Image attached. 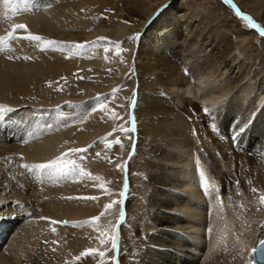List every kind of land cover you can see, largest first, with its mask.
Here are the masks:
<instances>
[{"label": "bare ground", "instance_id": "bare-ground-1", "mask_svg": "<svg viewBox=\"0 0 264 264\" xmlns=\"http://www.w3.org/2000/svg\"><path fill=\"white\" fill-rule=\"evenodd\" d=\"M232 1L247 18L264 22V0ZM104 6L115 17L91 26L94 11ZM176 13L183 24L175 23ZM135 17L136 26L130 24ZM227 18L231 11L216 0H182L180 7L174 0H12L9 6L0 0V37L15 33L0 45V218L6 219L0 232L7 234L0 264H261L264 42ZM29 34L44 39L32 41ZM99 36L123 44L128 61L135 52L138 87L132 153L125 150L118 177L127 193L123 223L115 248L109 239V259L92 263L83 254L101 249L106 201L96 186L110 170L100 160L89 163L92 180L32 166L93 146L116 126L106 112L115 108L111 101L104 106L96 99L115 88L127 68L115 52L121 69L110 82L105 53L89 56L83 47ZM78 72L96 79L79 85L80 92L67 91L65 83ZM251 79L261 95L250 96ZM84 107L93 109L91 116L75 119L73 112ZM198 252L202 263L193 256Z\"/></svg>", "mask_w": 264, "mask_h": 264}, {"label": "rangeland", "instance_id": "rangeland-1", "mask_svg": "<svg viewBox=\"0 0 264 264\" xmlns=\"http://www.w3.org/2000/svg\"><path fill=\"white\" fill-rule=\"evenodd\" d=\"M216 1H218L222 5L226 6L228 8V10L231 11L233 18H227L228 21H231L232 24H233L232 21H234V19H236L237 21H241L245 25V27L248 28L249 31L255 33L264 42V22H261L258 19L255 20L252 17L250 18V16H248V18H247L248 14H246V11L241 8V5L239 4V2H233L232 0H216ZM174 2L176 4H178V7H180L182 0H174ZM166 6H168V5H163L161 8H159L156 11V13L154 14V16H152V18H150L146 22L145 26L149 27L150 25H152L151 23L156 18L159 17L160 13L163 12L164 10H166ZM94 13L97 15V19H95L91 25L94 27L106 26L112 21L113 17H115V12H113L109 7H106V6L102 7V9H100V10L98 9V10L94 11ZM176 14H175V16L178 18V20L175 23L178 25L183 24L185 17L183 18V16H180V14H177V15ZM139 21H140V19L135 17L130 22V24H133L134 26H136ZM186 23H187V21H186ZM190 24H192V23H190ZM194 24H196V23H194ZM184 27L185 26H183L182 31H181L183 33H185L183 30ZM153 32H155V31H153ZM141 33L140 32L137 33L135 35L136 37H134V40H135L134 45L136 47H137V45H139V38L142 37ZM156 34L154 33L152 36H154ZM137 35H138V37H137ZM146 46H148V45H146ZM83 47H84V49H87L86 51L89 52L88 53L89 56L90 55L95 56L97 53H99L101 51H103L105 53L107 60H110L111 65H112L111 67H108L106 70V72H107L106 75H108V77L111 78L110 82L112 80H113L112 82H114V79L112 77H114L113 76V75H115L114 72L117 69L118 70L121 69V66L122 67L124 66L127 68L126 73L122 75V81L120 83H118L115 88H111L110 91H108L104 96H102L101 98L98 97V99H96L98 102H101V104L104 106L112 105L115 107V108H112V109H114L112 112H111V110L110 111L106 110V112L108 111L107 114L111 115L112 118L115 120L116 126H114V128H112L111 130L104 133L97 141H95L93 143L94 147L93 146L79 147L77 149H87V151L86 152H73V151H71L69 154H67V157L65 159V163H67V164L71 165L74 162L75 164L80 166V169L82 171L79 174H75L76 177H80L82 175H86V176L90 175L91 177L89 176V179L93 180L94 176L89 171V163L94 162L96 160H100L101 162H104V165L111 172L110 176H108L106 179H105V177H102L101 182L99 183V185L96 186V188L100 190L99 195H101L103 197V199H105L106 201H105V205L103 208V212H101V217H100V226L102 229V234H101V243L102 244H100L101 249H100V247L96 250H94V248H92L91 254L88 256V258L91 256L90 260L93 263V261L96 262V259L98 256L99 257L103 256L105 259H109L108 252L111 248L109 246V244H110L109 243V235L113 232H115V234L117 235L118 228H120L121 224L123 223V219H124V216H122L123 214H122L121 203L124 200V198L126 199L127 193L125 194V183H123L122 186H119V178L118 177H119V172L121 170V168H120V166L122 164L121 159L125 153V150H127L129 148L130 152L128 155H130L132 153V142H133V134L134 133L132 130L133 129L132 128L133 127L132 126L133 121L131 120L132 119L131 115H133V107H135V104L137 103V101L133 99V96H136L135 93L137 91L136 89L138 87L137 86L138 82L136 80V71H135V66H134L135 52L133 54H131L130 61H128L129 60L128 59L129 52H127L126 49L123 48V44H116L115 45L112 40L105 38V37L103 38L102 36H99V37H96L92 40L87 41L83 45ZM106 49H107V51H106ZM206 50H204L203 53L206 52ZM115 52L120 53L119 65H121V66L116 64V60H115L116 57L114 56ZM203 53H201V55L205 54V53L204 54ZM206 54H207V52H206ZM244 54L248 55L247 50ZM131 65H132V70L130 71L129 66H131ZM253 70L254 69L252 68L250 70L251 72H249L248 74H250V75L253 74ZM92 79L94 80L96 78L94 76H91V75L87 76L86 74H83V72H78L76 74L75 78L72 79V81L68 82L69 84L67 82L65 83L67 85V88H68L67 91L69 89L70 90L71 89L76 90L77 88H80L81 84H86V83L90 82ZM132 80H133V83L136 87L134 86L131 90H129L131 87L130 85H131ZM251 81H252V79L248 80L249 84L251 85L250 87H251V93L252 94L250 93L251 94L250 96L255 95V93H258L259 95H261L260 94L261 91H258V89H257L258 87H256L257 83L251 84ZM65 84H64V87L59 88V91H62V90L64 91L66 89ZM77 85L78 86L80 85V86L78 87ZM69 86H70V88H69ZM144 86H145V84H144ZM153 86H155V85H153ZM216 89H218V88H216ZM114 90H116L115 96L112 95ZM80 91H81L80 89H77L76 93L80 92ZM110 101H111V104H110ZM197 103H199V102H197ZM107 104H110V105H107ZM203 105H208V104L204 103ZM94 107H96V106H94ZM83 109H85V107ZM83 109L76 108V111L73 112V114H75V115H72V116H74L75 119L78 117L80 118L81 116L84 117L86 115L91 116L90 113H92L93 109H92V111H91V109L90 110L89 109L83 110ZM81 110H83V111H81ZM114 111L116 112V114ZM61 116L63 119V117L69 116V114L62 113ZM115 117H116V119H115ZM129 134L132 136H130ZM129 136L132 137L130 144H128V142L126 141V137H129ZM117 140L119 141V143H116ZM97 153H99V155H97ZM81 157H83V159H81ZM124 160H126V159H124ZM124 163H125V161H123V169L124 170L123 169L122 170L125 174L126 170H125L124 165H126V164H124ZM86 170L89 171L88 172L89 174L86 173ZM124 181H125V179H124ZM114 201L117 203L113 204ZM124 202L125 201H123V203ZM108 205H112V207L107 208L106 206H108ZM113 220H115V222H113ZM119 224H120V226H119ZM119 232H120V230H119ZM115 238H116V236H115ZM111 245H112V242H111ZM112 249H113V247H112ZM94 253H95V255H94ZM100 253H103V255H100ZM198 253H193V256L197 260V262L202 263L204 253L203 254L201 253V255H200V252H198ZM113 254H114V250H113Z\"/></svg>", "mask_w": 264, "mask_h": 264}, {"label": "snow or ice", "instance_id": "snow-or-ice-1", "mask_svg": "<svg viewBox=\"0 0 264 264\" xmlns=\"http://www.w3.org/2000/svg\"><path fill=\"white\" fill-rule=\"evenodd\" d=\"M2 3L5 6H9V5H11L12 0H2ZM16 27L20 28V29H26L25 25H18ZM14 38H15V33H11L9 35V37H7V38L0 37V45L3 44V41L5 39H14ZM27 38L31 39L32 41H43V39H44L41 36L31 35V34H29V37H27ZM46 43H47V45L51 46L55 42L49 40V41H46ZM76 47H82V45L81 46H76ZM0 50H3V48L0 47ZM41 50L44 51L46 49L42 48ZM106 51H107V49H106ZM115 92H116V90L113 91V94H112L113 96H115ZM3 111H4V107L0 106V114H2ZM205 111L207 112V109H205ZM116 143H119V141L117 140ZM72 151L73 152H86L87 149H74ZM97 155H99V153H97ZM66 157H67V153L64 154L61 157L56 158L53 161H50L49 163L34 165V166H32V169H35V170L40 171V172L54 171V172H57V173H60V174H64V175L79 174L82 170L80 169V166L75 164L74 162L71 164L70 167H62V164L65 162ZM81 159H83V157H81ZM22 167L29 168L28 165H22ZM201 178H202V182L206 183V181H204L203 173H201ZM253 191H256V190L253 189ZM89 199H95V198L94 197H90ZM261 201H262V203H264V197H261ZM115 203H117V202L114 201L113 204H115ZM106 207L107 208H111L112 205H108ZM96 219H98V218H93V221L96 220ZM91 222L92 221H89V223H91ZM51 223L56 224L58 222L57 221H52ZM64 223H66V222H64ZM53 231H54V229H53ZM115 236H116L115 232H113V233H111L109 235V239H111L113 247H115ZM262 243H264V242H262ZM260 252H261L262 255H264V248L260 249ZM90 254H91V250H88L83 255H90ZM100 255H103V253H100Z\"/></svg>", "mask_w": 264, "mask_h": 264}]
</instances>
